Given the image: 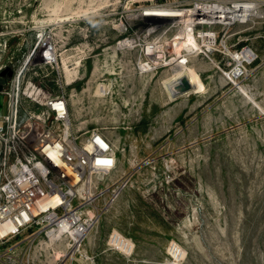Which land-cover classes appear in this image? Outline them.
Wrapping results in <instances>:
<instances>
[{
  "label": "rangeland",
  "instance_id": "1",
  "mask_svg": "<svg viewBox=\"0 0 264 264\" xmlns=\"http://www.w3.org/2000/svg\"><path fill=\"white\" fill-rule=\"evenodd\" d=\"M201 1L0 0V61L33 47L68 49L75 124L114 139L120 165L108 183L134 178L116 203L98 201L71 257L59 243L41 255L44 239L23 235L0 247V264H264V0H206L230 10L252 3L255 14L224 29L209 56L188 52L198 93L169 99L164 83L184 58L175 49L171 62L146 55L158 40L145 11ZM56 70L40 73L52 92Z\"/></svg>",
  "mask_w": 264,
  "mask_h": 264
},
{
  "label": "built area",
  "instance_id": "2",
  "mask_svg": "<svg viewBox=\"0 0 264 264\" xmlns=\"http://www.w3.org/2000/svg\"><path fill=\"white\" fill-rule=\"evenodd\" d=\"M214 5L222 7L219 1L206 0L189 9L155 7L187 15L188 10H203L191 22L190 14L155 20L154 29L148 30L158 40L153 45L170 49L162 62L176 59L169 60L171 53L190 33L197 37V47H210L206 49L208 53H203L206 56L224 45L223 30L240 22L241 16L228 22L225 14L218 15L214 22L206 23L205 18L212 14L204 8ZM239 5L233 10L222 8L232 13ZM63 49L33 47L21 57L0 61V84L4 87L0 94L7 97L6 114L0 112V247L26 235L34 241L44 239L39 242L41 255L50 245L59 243L56 250L71 257L96 222L98 201L105 196L106 206L116 203L134 178L126 173L108 183V178L116 177L120 165L114 139L100 129L75 124L72 96L66 90L77 78L71 83L66 78L68 65L64 57L68 49ZM1 51L6 53L8 47ZM195 53L202 55L197 50ZM54 66L57 92L50 91L40 77L43 69ZM8 67L13 75L4 79L1 73ZM51 233L58 236L55 241L51 240ZM49 258L53 256L49 254Z\"/></svg>",
  "mask_w": 264,
  "mask_h": 264
},
{
  "label": "bare ground",
  "instance_id": "3",
  "mask_svg": "<svg viewBox=\"0 0 264 264\" xmlns=\"http://www.w3.org/2000/svg\"><path fill=\"white\" fill-rule=\"evenodd\" d=\"M200 8H204V6L200 7ZM255 8V5L252 3L249 4H244V5H240L238 6V9L234 12H229V10L220 7L219 5H214L211 7H207L204 8L206 10V12H211L212 15L207 16L205 18V22L206 23H212L215 21V19L217 18V16H222L223 14H225V17L229 20L236 18L237 16H241L242 18H247V16L251 15V13L255 14V10L253 12L250 13V11H252V9ZM201 11H203L202 9L196 8L195 10H188L186 12H188L190 14L189 18V22L192 21L193 16L195 14H199L202 15ZM148 14H143L144 18H146V20L148 21H155L157 19H172L171 17H177L176 19H179L180 17H187L188 15L182 14L180 13V11H172L170 8H165V9H157V8H150L147 11ZM230 22V21H228ZM120 30L121 32H125V27L120 26ZM123 46H127V42L125 41L123 44ZM198 46V41H197V37H195L194 35H192L191 33L188 35V37L186 38L185 42H183L182 44H178L175 47V50L177 51V55L181 56V58H184L182 61L180 59H177L176 61V75L167 80L164 84H165V89L167 92V95L169 97V99L173 100L174 97H179V96H183L186 94H195L198 93L200 91V88L198 87L195 79L193 78V76L190 73V69L188 68V66L185 64L186 62V56H188V52L191 50H197L200 54H203L204 52H206L207 48L209 49L210 47H207L206 49L204 47H197ZM118 49L120 50H124V47H119ZM166 49V48H165ZM159 50V52H158ZM170 51V49H169ZM159 53V54H158ZM176 54V52H175ZM146 55L147 56H152L154 57V59H159L161 62L162 60L166 57L167 55V51H165L163 49V47H155L154 45H149L146 48ZM177 57V56H176ZM175 57V58H176ZM242 57V56H241ZM250 57L249 53H245L243 56V59H248ZM166 61H168V59H166ZM174 61V60H173ZM172 64V63H171ZM180 83H182V85L179 84H175L176 80L178 82V80H180ZM175 81V82H174ZM188 86L185 88V86L183 85H187ZM106 89L105 86H99L97 93L100 95H105L106 94ZM91 215H93V213H91ZM52 240H55L58 236L54 235L53 233L49 234ZM120 245H122L123 247H125V241H122V239L119 240L118 242ZM129 249V248H128ZM175 253V252H174Z\"/></svg>",
  "mask_w": 264,
  "mask_h": 264
},
{
  "label": "water",
  "instance_id": "4",
  "mask_svg": "<svg viewBox=\"0 0 264 264\" xmlns=\"http://www.w3.org/2000/svg\"><path fill=\"white\" fill-rule=\"evenodd\" d=\"M13 75V71L10 67L6 68L2 73L1 77L4 79H10ZM3 85L0 84V93L3 92ZM7 110V97L0 94V112L6 114Z\"/></svg>",
  "mask_w": 264,
  "mask_h": 264
},
{
  "label": "crops",
  "instance_id": "5",
  "mask_svg": "<svg viewBox=\"0 0 264 264\" xmlns=\"http://www.w3.org/2000/svg\"><path fill=\"white\" fill-rule=\"evenodd\" d=\"M71 114H72V112H71ZM73 116V115H72Z\"/></svg>",
  "mask_w": 264,
  "mask_h": 264
}]
</instances>
